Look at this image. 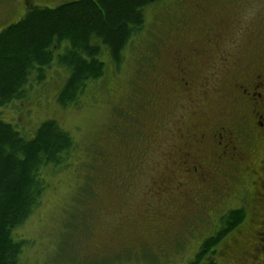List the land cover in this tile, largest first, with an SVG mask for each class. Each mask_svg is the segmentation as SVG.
Segmentation results:
<instances>
[{"label": "rangeland", "instance_id": "1", "mask_svg": "<svg viewBox=\"0 0 264 264\" xmlns=\"http://www.w3.org/2000/svg\"><path fill=\"white\" fill-rule=\"evenodd\" d=\"M75 1L79 0H55L34 7L54 8ZM229 1L234 45L264 49V0ZM174 7L165 10L166 15L176 17L179 13ZM24 12L22 0H0V32L17 23ZM154 13L152 6L146 8L144 28L123 51V61L115 70L104 55L105 75L112 87L105 90L103 80H97L78 104L62 107L56 103V96L67 71L54 63L44 75L43 86L32 85L28 99L0 110V121L10 124L25 139L33 138L41 123L55 120L78 146L72 166L66 170L48 167L42 174L47 187L40 205L16 231L24 242L20 264H121L111 259L107 248H96L101 232L110 231L115 224L117 211L148 214L146 206L141 205L145 204L144 193L153 192L148 190L150 182L158 171H167L166 166L173 168L175 163L174 172L182 187L198 180L199 175L191 170L193 158L181 155L182 151L171 157L172 135H177L173 128L178 122L174 121L175 108H163L161 96L164 90L172 91L174 84L160 79L165 48L168 52L167 36L164 26L154 24ZM184 99L179 98V102L184 104ZM217 100L223 107L224 102ZM193 104L190 101L189 105ZM164 124L171 134L168 141L162 137ZM182 140L177 137L176 144ZM171 160L175 162L169 164ZM132 192L135 194L130 195ZM124 193L134 201L127 204ZM167 194L169 191H163L154 199L162 202ZM204 209L208 213V207ZM134 221L137 218L133 216ZM211 222L210 215L185 219L163 246L154 245L148 237L143 248L132 251V264H185L194 253L196 241L209 233ZM214 258L206 262L220 264Z\"/></svg>", "mask_w": 264, "mask_h": 264}, {"label": "flooded vegetation", "instance_id": "2", "mask_svg": "<svg viewBox=\"0 0 264 264\" xmlns=\"http://www.w3.org/2000/svg\"><path fill=\"white\" fill-rule=\"evenodd\" d=\"M51 1L55 0H22V4ZM174 4L179 14L166 15L165 10ZM150 6L155 11L154 24L164 26L167 36L160 79L174 84L172 91L164 90L161 96L163 108H175L174 121L178 122L173 128L177 135H172L171 157L182 151L181 155L193 158L191 170L199 177L191 186L182 187L174 172L175 160H171L174 167L158 171L148 187L153 192L144 193L141 205L148 214L117 211L115 224L101 232L96 248H107L114 262L132 264V251L143 248L148 237L154 245H162L185 219L210 215L209 233L196 241L192 257L185 262L194 264L202 243L221 230L220 219L238 210L241 221L211 251L220 264H264V49L234 45L229 0H151ZM130 42L132 38L127 47ZM179 98H185L184 104ZM217 99L224 102L223 107ZM190 101L195 105L190 106ZM167 127L164 124L162 137L168 141ZM177 137L183 139L179 145ZM163 191L170 195L162 203L154 195ZM126 195L124 201L132 203ZM133 216L138 223L132 222ZM207 258L211 257L199 264H206Z\"/></svg>", "mask_w": 264, "mask_h": 264}, {"label": "trees", "instance_id": "3", "mask_svg": "<svg viewBox=\"0 0 264 264\" xmlns=\"http://www.w3.org/2000/svg\"><path fill=\"white\" fill-rule=\"evenodd\" d=\"M150 1L79 0L54 8L26 6L23 17L0 32V110L28 99L32 85L43 86L44 75L54 63L67 71L56 96L62 107L78 104L97 80L109 86L103 57L108 56L116 68L130 39L144 28ZM77 150L55 120L41 123L31 139L0 121V264H20L24 242L16 231L40 205L47 187L42 174L48 167L72 166ZM241 219L238 210L221 218V230L202 243L194 264L208 255L213 258L212 248Z\"/></svg>", "mask_w": 264, "mask_h": 264}]
</instances>
